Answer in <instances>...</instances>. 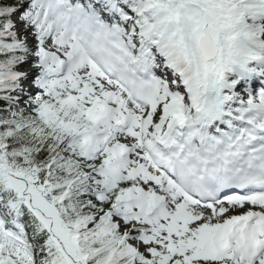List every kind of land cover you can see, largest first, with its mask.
Listing matches in <instances>:
<instances>
[{
    "label": "snow or ice",
    "instance_id": "1",
    "mask_svg": "<svg viewBox=\"0 0 264 264\" xmlns=\"http://www.w3.org/2000/svg\"><path fill=\"white\" fill-rule=\"evenodd\" d=\"M0 264H264V0H0Z\"/></svg>",
    "mask_w": 264,
    "mask_h": 264
}]
</instances>
